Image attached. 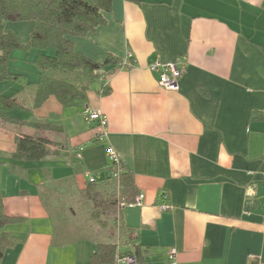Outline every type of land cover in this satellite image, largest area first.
<instances>
[{
	"label": "crops",
	"instance_id": "crops-1",
	"mask_svg": "<svg viewBox=\"0 0 264 264\" xmlns=\"http://www.w3.org/2000/svg\"><path fill=\"white\" fill-rule=\"evenodd\" d=\"M103 16L71 39L74 50L97 63L130 55L126 65L94 81L76 107L49 96L11 113L60 133L1 123L2 208L21 221L5 227L17 242L0 264H89L99 243L120 253L145 248L147 264H167L170 248L177 264H264V0H112ZM27 22L23 32L6 27L22 45L34 27ZM39 53L13 51L9 71L34 86ZM12 57L29 67L12 66ZM180 58L178 89L162 88L147 65ZM0 90L25 91L14 83ZM83 108L105 125L86 123ZM18 133L46 137L57 154L14 161ZM121 168L143 195L140 206L100 212L82 198L90 178L94 190L114 193Z\"/></svg>",
	"mask_w": 264,
	"mask_h": 264
},
{
	"label": "trees",
	"instance_id": "trees-1",
	"mask_svg": "<svg viewBox=\"0 0 264 264\" xmlns=\"http://www.w3.org/2000/svg\"><path fill=\"white\" fill-rule=\"evenodd\" d=\"M111 1L0 0V83H14L25 89V92L15 94H5L0 90L1 123L60 133V126L48 122L22 121L11 113L31 112L49 96H53L63 107H76L94 81L103 79L120 65H126L123 60L111 54H107L101 63L94 62L76 52L71 41L103 25V13L110 11ZM27 21H32L34 27L27 44L22 45L6 27L9 23ZM18 49L40 52L34 60L39 71V79L34 86L27 83L24 75L9 71L10 56ZM91 142L96 143V140ZM14 143L15 149L11 154L14 161L35 162L57 154V148H50L53 142L44 136L18 133ZM110 167L112 170L115 165ZM117 176L118 188L114 193L103 195L94 190L96 180H93L87 183L82 198L93 201L100 212H111L118 205L133 201L139 192L132 174L121 168ZM20 221V218L4 213L0 193V261L5 251L17 242V238L6 231L5 227ZM145 252V248L135 245L131 251L120 253L114 243H99L90 256L89 264H114L117 257L124 255L134 256L135 264H147Z\"/></svg>",
	"mask_w": 264,
	"mask_h": 264
},
{
	"label": "built area",
	"instance_id": "built-area-1",
	"mask_svg": "<svg viewBox=\"0 0 264 264\" xmlns=\"http://www.w3.org/2000/svg\"><path fill=\"white\" fill-rule=\"evenodd\" d=\"M131 56H127V60ZM127 60H124V64L127 62ZM148 69L151 72H154L156 74L157 83L164 89L168 90H177L178 89V79L180 75L185 70V61L183 58L177 59L173 62H167V63H161L159 61L151 62L147 65ZM82 119L88 123H98L101 127L105 125V120L103 116L100 114L99 111H94L89 108H83L81 111ZM103 137V132L100 134L95 135V139L98 141H101ZM106 154L108 157V161L113 163L114 165L118 164V161L116 159V156L111 148L106 149ZM93 173H85V176L90 178L92 177ZM117 172H115L116 176ZM93 178H90V182L93 181ZM143 195L139 193L131 202L124 203L123 205H126L128 207L132 206H140L142 204ZM161 208L163 210L168 209L167 204H162ZM114 264H135V258L132 255H124L117 257L115 259ZM167 264H177L176 260V250L174 248H170L167 252Z\"/></svg>",
	"mask_w": 264,
	"mask_h": 264
},
{
	"label": "rangeland",
	"instance_id": "rangeland-1",
	"mask_svg": "<svg viewBox=\"0 0 264 264\" xmlns=\"http://www.w3.org/2000/svg\"><path fill=\"white\" fill-rule=\"evenodd\" d=\"M32 22V21H31ZM26 24H29V22H18V23H9V25L10 26H12L13 27V29H17L18 31H20V32H23V30H24V28H25V26H27ZM20 26V27H19ZM23 29V30H22ZM16 51V50H15ZM30 54H32V53H30ZM32 56V55H31ZM18 57H12V66H14V65H20V66H25V68L28 66V65H26V63H24V62H21V63H19V61H18ZM29 67V66H28ZM5 84H8V83H5V82H3V83H0V86H4ZM1 88H3V87H1ZM23 92H25V91H22L21 93H23ZM0 126H1V122H0ZM4 126H5V128L8 130V131H13V132H19V131H21V129H19L18 127H16L15 125H11V124H7V123H5L4 124Z\"/></svg>",
	"mask_w": 264,
	"mask_h": 264
}]
</instances>
